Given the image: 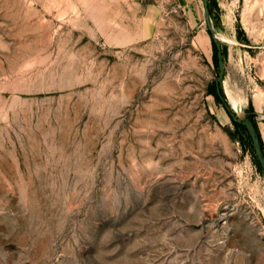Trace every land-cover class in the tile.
<instances>
[{"label": "rangeland", "instance_id": "rangeland-1", "mask_svg": "<svg viewBox=\"0 0 264 264\" xmlns=\"http://www.w3.org/2000/svg\"><path fill=\"white\" fill-rule=\"evenodd\" d=\"M210 24L264 142V0H0V264H264Z\"/></svg>", "mask_w": 264, "mask_h": 264}, {"label": "water", "instance_id": "water-1", "mask_svg": "<svg viewBox=\"0 0 264 264\" xmlns=\"http://www.w3.org/2000/svg\"><path fill=\"white\" fill-rule=\"evenodd\" d=\"M207 1H206V6H207ZM207 19L210 20V14L209 12H207ZM210 30L212 32L213 38L215 40L216 43V47H217V55H218V68H219V74L218 77L216 79V90H217V94L219 96V98L224 102L226 108L229 110L230 114L233 116V118L241 123H244L247 128L248 131L251 135L252 141H253V146H254V150L256 153V156L261 164V166L264 169V151L262 149L261 146V142H260V136L258 133V130L255 126V124L253 123V121L250 118L247 119H241V118H237L235 113L232 111V108L229 104V102L227 101V98L222 90V81L225 78V74H226V64H225V54H224V50H223V45H222V41L218 40L217 35L212 27V25L210 24Z\"/></svg>", "mask_w": 264, "mask_h": 264}, {"label": "trees", "instance_id": "trees-1", "mask_svg": "<svg viewBox=\"0 0 264 264\" xmlns=\"http://www.w3.org/2000/svg\"><path fill=\"white\" fill-rule=\"evenodd\" d=\"M211 33H212V32H211ZM213 44H214V47H215V49H216V52H215V54H214V59H215V63H216V65H217V67H218V55H217V47H216L215 40H213ZM224 52H225V51H224ZM215 82H216V81H213V82L210 84V86H209V91H210V93L214 94L218 99H220L219 96H218V94H217L216 83H215ZM251 120L253 121V123L255 124V126H256V128H257V130H258V133H259V136H260L261 146H262V149H263V151H264V142H263L262 136H261V134H260L258 124H257V122H256V120H255L254 118H251ZM234 124H235V126H236V128H237L238 130H241V129L244 130V132H245V136H246V138H247V140H248V142H249V145H250L251 151H252V153H253V155H254L255 162H256L258 168H259L261 171H264L263 167L261 166V164H260V162H259V160H258V158H257V156H256V153H255V150H254V146H253V141H252V138H251V135H250V133H249V131H248L247 126H246L244 123H241V122L236 121L235 119H234Z\"/></svg>", "mask_w": 264, "mask_h": 264}, {"label": "bare ground", "instance_id": "bare-ground-1", "mask_svg": "<svg viewBox=\"0 0 264 264\" xmlns=\"http://www.w3.org/2000/svg\"><path fill=\"white\" fill-rule=\"evenodd\" d=\"M216 35H217L218 40L223 41V38L221 35H219V33H216Z\"/></svg>", "mask_w": 264, "mask_h": 264}]
</instances>
